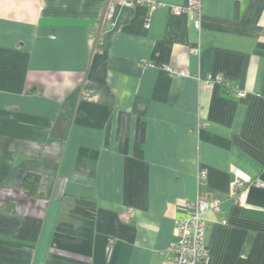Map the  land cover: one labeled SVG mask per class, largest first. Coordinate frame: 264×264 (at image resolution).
<instances>
[{
    "label": "crops",
    "instance_id": "1",
    "mask_svg": "<svg viewBox=\"0 0 264 264\" xmlns=\"http://www.w3.org/2000/svg\"><path fill=\"white\" fill-rule=\"evenodd\" d=\"M106 3L0 0V264H164L197 198L205 264H264V0Z\"/></svg>",
    "mask_w": 264,
    "mask_h": 264
},
{
    "label": "built area",
    "instance_id": "2",
    "mask_svg": "<svg viewBox=\"0 0 264 264\" xmlns=\"http://www.w3.org/2000/svg\"><path fill=\"white\" fill-rule=\"evenodd\" d=\"M137 6L146 7L149 15L164 6H168L176 16L192 13L195 18L194 24L196 29L201 30L202 28V0H188L185 5L167 4L158 0H107L104 14L96 27L102 30L105 23L113 25L117 8L131 9ZM101 30L96 38L98 51L103 53L101 47L104 44V32L102 33ZM192 51L198 56L201 55L200 47L194 48ZM166 70L175 76L185 74L169 67H166ZM216 83H223V79L219 77L213 79L211 76L205 79V85L208 88H213ZM238 95L245 97L246 93L239 92ZM199 177L205 180L206 172L200 171ZM252 184L264 187V182L260 180L256 182L238 181L234 184V194H239ZM185 210L187 213L186 218L178 222L177 225V236L179 240L169 246L164 264H205L208 260L204 214L210 211L220 212V202L197 198L193 202L186 203Z\"/></svg>",
    "mask_w": 264,
    "mask_h": 264
},
{
    "label": "trees",
    "instance_id": "3",
    "mask_svg": "<svg viewBox=\"0 0 264 264\" xmlns=\"http://www.w3.org/2000/svg\"><path fill=\"white\" fill-rule=\"evenodd\" d=\"M33 186H34L36 189L38 188V191H39V189H40V179L37 178L36 176H33V178H31V179L27 178V179L25 180V187H26V188L32 187V189H33ZM39 195H40V194H38V196H39Z\"/></svg>",
    "mask_w": 264,
    "mask_h": 264
}]
</instances>
